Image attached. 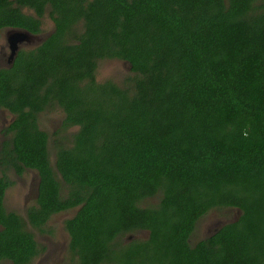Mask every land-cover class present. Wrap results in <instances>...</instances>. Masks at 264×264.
Segmentation results:
<instances>
[{"label": "trees", "instance_id": "1", "mask_svg": "<svg viewBox=\"0 0 264 264\" xmlns=\"http://www.w3.org/2000/svg\"><path fill=\"white\" fill-rule=\"evenodd\" d=\"M50 1L58 39L0 71V108L15 115L0 168L41 179L25 221L3 207L0 177V257L27 264V221L76 209L71 264H264V0ZM45 3L0 0V27L38 32ZM108 61L129 70L100 82ZM53 104L64 119L49 135L38 114ZM228 212L238 219L192 239Z\"/></svg>", "mask_w": 264, "mask_h": 264}, {"label": "flooded vegetation", "instance_id": "2", "mask_svg": "<svg viewBox=\"0 0 264 264\" xmlns=\"http://www.w3.org/2000/svg\"><path fill=\"white\" fill-rule=\"evenodd\" d=\"M42 7L44 9V12H42V15L41 16L35 15V18L40 22L38 24V32L36 33H33L22 27H7V26L0 27V71L10 70L13 67L14 63L17 61V58L21 51L26 52V53L32 52V51L41 52L42 47L45 46L46 43L53 45L55 41L58 39L59 34H56V30L60 26L59 21H58L59 14L55 12V9L53 8L50 0H46V3ZM22 10L24 13H28L31 15L34 14V11L28 7H24ZM74 26L75 25L73 24H69V26L63 27V30L65 33H67L68 30L73 29ZM14 31L26 32L29 36L13 44L12 40L10 39V35ZM69 37L70 36L68 34L64 36V38H69ZM108 62L112 64H116V63H120L121 65L126 64L123 62L121 63L119 61H113V62L108 61ZM99 67H97V70H96V78L98 81L101 82V80H99L100 78L97 72ZM128 70H129V66L127 65V71ZM53 105L55 106L49 107L38 114L39 119L37 123L39 125L38 126L39 130L44 131L49 135L55 133V131L58 130V128H60L62 121L64 119L63 117L64 114L60 112V109L57 107V104H53ZM54 110L59 111L61 116L57 120V124L59 123V125H56V127L53 130H51L45 124L41 123V119L43 116L47 117V119H51L49 116L52 114H55ZM45 111H47V113ZM0 114H3V116L0 117V124L4 123L3 126L0 127V152H1L4 149L12 148L10 144L4 145L5 142L8 143L10 142V139H11L10 135H7L5 131L8 130V128L13 123L15 119V115L1 108H0ZM74 128H75L73 129L74 133H77L79 131V128L78 127H74ZM69 129L71 128H66L59 132L60 133L58 135L60 138L59 141H61V142H58L59 146H62V145H64V147L71 146L69 145L68 142L72 140V135L74 133H70ZM68 133H69V136H67ZM47 150H49V153H50L48 155L50 159V163L51 165H53V159H54L53 151L56 150V146L54 144L51 145V143H48ZM6 167L7 169L0 168V177L4 175L10 181V185L7 187L4 193L3 207L8 212L20 213L25 218V221H26L28 209L30 207L37 206V199H38L39 192H40L41 179L38 173L34 170L24 167L22 174L18 175L13 171L10 164L6 165ZM18 198H21L23 201L25 200L24 203L26 201L28 203L23 208V210L21 208V211L14 210L13 209L14 206H10L11 202L17 203L16 200ZM75 213H76V209H70L69 211H66V212L64 211V212L52 214L51 216H49V218L45 222H43V224L40 227H34V226L32 227L27 221L28 231L29 233H31L32 238L34 239L36 246L38 248L36 255L32 256L30 258V261L27 262V264H36V262L39 263L43 257L49 254L50 250H51L50 252L51 256L48 259L55 261L54 257L56 256V253H60L59 252L60 246L55 245L53 249L52 245L49 244L50 242L56 243L58 241V237L55 236L53 232L51 231L52 226H54L55 223H53V221H51L50 219L52 218V216H55V215H64L61 217L62 220H61L60 225L58 226V229L59 230L61 229L62 233L65 235L64 237L65 241L63 242V244H61L62 245L61 254L63 255V257L60 263L61 264H71L72 259H71V254H70L69 236H68V233L65 231L64 222L68 219H71ZM231 220H233V218L230 217L226 219L225 216H223L222 219L219 220V222H221V224L224 225L226 223H229ZM216 222L209 225L208 227L209 232L210 231L211 232L208 233L207 236L213 233V230L216 228L215 226ZM40 235L42 236L47 235V236H53V237L50 238L48 242H45L44 240H42V238H40ZM128 241H131V240L125 239L124 242H128ZM74 257L77 258V256H74ZM0 264H15V261L9 257H2V258L0 257Z\"/></svg>", "mask_w": 264, "mask_h": 264}, {"label": "rangeland", "instance_id": "3", "mask_svg": "<svg viewBox=\"0 0 264 264\" xmlns=\"http://www.w3.org/2000/svg\"><path fill=\"white\" fill-rule=\"evenodd\" d=\"M119 64V65H118ZM126 68L127 66L126 65H121L120 63H116V64H112V63H102L100 65V67L98 68V76H99V80L103 81L105 78H111L112 75H117L118 73L121 75L123 74L125 71H126ZM55 111V114H52L50 115L49 117L51 119H47V117L43 116L42 119H41V123L42 124H45L48 128H50L51 130H53L56 125H59V123L57 124V120L60 118L61 114L59 111ZM47 113V111H45ZM3 116V114H0V117ZM57 116V117H56ZM56 117V119H55ZM4 123L0 124V127L3 126ZM75 128H71L69 129V132L70 133H74V130ZM67 136H69V133L67 134ZM66 136V137H67ZM56 139V137H51V145L54 144V140ZM14 188V187H13ZM12 188V189H13ZM13 191V190H12ZM13 194V192H12ZM12 201V200H11ZM17 203H10L11 205L10 206H14V210H17V211H21V208L23 210V208L28 204L27 201L24 203V201L21 199V198H18L17 200ZM31 201V200H30ZM29 201V202H30ZM24 203V204H23ZM62 216L64 215H55V216H52V218L50 219L51 221H53V223H55L54 226H52V232L55 236L58 237V243L56 242H50L49 244L52 245V248L54 249V246H60V249H59V252L60 253H56V256L54 257L55 261H52L51 259H48L51 255H50V252L49 254H47V256L43 257L39 263L36 262V264H61L60 262L62 261V257L63 255L61 254L62 251H61V248H62V245L63 242L65 241V235L62 233V230L58 229V226L60 225L61 223V220H62ZM222 216H225L226 219L228 218H233L234 215L233 213L231 212H228V213H224L222 215H218V217L216 216H212V215H206L205 217H203L201 220L198 221L197 223V230L195 232V234L193 235V238L192 239H197V238H205L207 236L209 232V225L213 224L214 222L216 221H219L220 219H222ZM230 216V217H229ZM216 224V223H215ZM53 236H47V235H40V238H42V240H44L45 242H48L50 238H52ZM51 248V249H52ZM59 248V247H58ZM65 255V254H64Z\"/></svg>", "mask_w": 264, "mask_h": 264}, {"label": "water", "instance_id": "4", "mask_svg": "<svg viewBox=\"0 0 264 264\" xmlns=\"http://www.w3.org/2000/svg\"><path fill=\"white\" fill-rule=\"evenodd\" d=\"M29 35L26 33V32H21V31H14L12 32V34L10 35V39L12 40V43L15 44L16 42L22 40V39H25L27 38ZM238 214H235L234 213V217H233V220H231L230 222H234L238 219ZM216 228L213 230V232H216L219 228L222 227V224L221 222L217 221L216 224H215ZM148 236L147 233H140V234H137V235H128L126 238L127 240H132L133 238H137V237H144V236ZM146 236V237H147Z\"/></svg>", "mask_w": 264, "mask_h": 264}, {"label": "clouds", "instance_id": "5", "mask_svg": "<svg viewBox=\"0 0 264 264\" xmlns=\"http://www.w3.org/2000/svg\"><path fill=\"white\" fill-rule=\"evenodd\" d=\"M234 215V214H233ZM230 223V222H229Z\"/></svg>", "mask_w": 264, "mask_h": 264}]
</instances>
